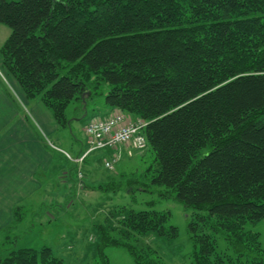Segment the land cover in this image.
I'll use <instances>...</instances> for the list:
<instances>
[{
    "label": "trees",
    "instance_id": "16d2710c",
    "mask_svg": "<svg viewBox=\"0 0 264 264\" xmlns=\"http://www.w3.org/2000/svg\"><path fill=\"white\" fill-rule=\"evenodd\" d=\"M0 23L11 29L3 65L59 123L103 83L112 109L147 122L143 184L193 210L191 264H264L251 228L264 220V0H0ZM154 204L122 207L118 237L100 226L103 264L108 246L167 264L142 243L179 234ZM0 264L68 263L44 246Z\"/></svg>",
    "mask_w": 264,
    "mask_h": 264
},
{
    "label": "rangeland",
    "instance_id": "374dc122",
    "mask_svg": "<svg viewBox=\"0 0 264 264\" xmlns=\"http://www.w3.org/2000/svg\"><path fill=\"white\" fill-rule=\"evenodd\" d=\"M0 27L6 28L10 35L8 26L0 23ZM3 44L0 46L1 81L12 91L16 109L13 113L0 108V256L4 258L18 248L41 250L49 246L68 264H103L99 251L103 236L100 226L118 237L121 234L113 227L119 224L118 213L122 207L149 209L148 202L154 201L153 208L172 212L170 224L178 227L179 234L169 238L150 233L142 243L152 246L167 264H191L194 242L188 223L194 212L174 197L161 196L160 190H166L165 187L143 184L149 182L143 175L149 160L140 157L144 151L129 155L126 149H118L122 154L114 169L106 168L104 163L112 154L110 150L93 151L81 164L85 184L79 187V168L74 159L88 148L84 127L113 110L106 103V83L96 93H87L85 99L73 100L66 109L68 122L63 125L53 117L40 96L30 98L28 103L20 100L10 78L17 80L3 65ZM36 110H40L41 120ZM13 130L18 135L9 143ZM9 146L28 151L32 161L27 165L28 174L36 179L18 188L21 197L10 209ZM131 184L146 190H125ZM251 228L259 232L264 250V220ZM218 241L219 251L230 252L223 237ZM104 252L110 264H137L125 247L108 246Z\"/></svg>",
    "mask_w": 264,
    "mask_h": 264
},
{
    "label": "built area",
    "instance_id": "2783aa9c",
    "mask_svg": "<svg viewBox=\"0 0 264 264\" xmlns=\"http://www.w3.org/2000/svg\"><path fill=\"white\" fill-rule=\"evenodd\" d=\"M147 122L141 118H133L120 110H114L103 118H96L84 127L87 137V150L74 161L81 165L84 159L93 151L108 149L117 150L109 159L105 160L108 169H114L122 154L120 148L126 149L129 155L134 151L147 148L145 127ZM82 176V172H79Z\"/></svg>",
    "mask_w": 264,
    "mask_h": 264
},
{
    "label": "crops",
    "instance_id": "0c3cea01",
    "mask_svg": "<svg viewBox=\"0 0 264 264\" xmlns=\"http://www.w3.org/2000/svg\"><path fill=\"white\" fill-rule=\"evenodd\" d=\"M8 36H9L8 30H6V28L0 27V46L5 42ZM0 64H1V58H0ZM10 81H11L12 87L13 86L15 87L16 89L15 91L18 93L20 100L23 103L24 102L28 103L30 99L26 97L19 83L17 81H14L12 78H10ZM11 92L12 91L10 89L8 90L6 86L2 83L1 76H0V108L13 110V113H14V110L16 109L15 104H14L15 100L13 99V97H11ZM114 110L116 109L111 110L109 113L113 112ZM36 116L39 120L43 118V116H41L40 110H36ZM13 131L15 133H11L9 135V137H13L12 139H9V143L12 142L14 138H16L17 131L16 130H13ZM19 137L21 136L19 135ZM21 140L23 141V139ZM29 156L30 154L28 153L27 150H22V149L20 150L17 148L11 149V147L9 146V209L12 206H14L15 202L19 200V198L21 197V192L18 191V188L26 187V184L29 183L30 181H36L34 176H30L28 174L29 168L27 165L32 163V161H30L29 159L30 158ZM81 179L79 182V186L83 188L85 184L84 174ZM78 180H79V173H78Z\"/></svg>",
    "mask_w": 264,
    "mask_h": 264
},
{
    "label": "bare ground",
    "instance_id": "6f19581e",
    "mask_svg": "<svg viewBox=\"0 0 264 264\" xmlns=\"http://www.w3.org/2000/svg\"><path fill=\"white\" fill-rule=\"evenodd\" d=\"M132 117V116H131ZM133 118H138V117H133Z\"/></svg>",
    "mask_w": 264,
    "mask_h": 264
},
{
    "label": "water",
    "instance_id": "95a60500",
    "mask_svg": "<svg viewBox=\"0 0 264 264\" xmlns=\"http://www.w3.org/2000/svg\"><path fill=\"white\" fill-rule=\"evenodd\" d=\"M89 93V92H88Z\"/></svg>",
    "mask_w": 264,
    "mask_h": 264
}]
</instances>
